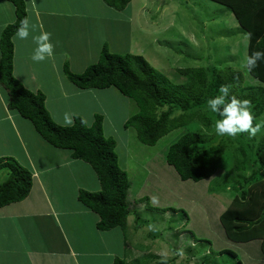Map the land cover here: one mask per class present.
<instances>
[{
    "label": "rangeland",
    "instance_id": "1",
    "mask_svg": "<svg viewBox=\"0 0 264 264\" xmlns=\"http://www.w3.org/2000/svg\"><path fill=\"white\" fill-rule=\"evenodd\" d=\"M30 4L42 9L73 11V19H69L72 23L61 25V30H66L73 40H79V37L83 39L82 45L89 52V61L82 64L81 53L75 51L70 57L64 51L75 70H83L93 62L91 60L96 59L99 44L107 34L113 53L139 54L173 83L185 81L176 72L178 68L206 66L221 61L241 71L245 85H259L245 67L246 33L236 25L227 8L210 0H131L121 11L107 6L103 0H27V19L33 28L35 17ZM59 20L66 21L64 18ZM7 21L9 10L6 12ZM103 22H106L105 25ZM28 39L30 41V36ZM27 40L24 44H27ZM19 45L21 41L16 38L18 48ZM31 47L35 49V43L28 45V49ZM77 54L78 59L72 63ZM62 105L71 118L78 115L87 125L95 114L103 115L104 135L113 137L116 142L118 164L127 173V197L132 205L128 218L131 226L123 234L126 238L123 248L127 264H156L159 260L169 261L165 264H237L238 259L242 264H264V256L257 242H232L225 237L219 223V215L234 195L229 189L235 182L231 166L220 167L211 178L199 182L180 180L174 169L165 162V153L182 130L171 132L155 146L140 144L134 131L123 127L124 122L137 112V107L133 100L114 87L84 90L81 95L69 98ZM54 108L52 104L49 113L56 122ZM1 112L0 107V116ZM262 122L264 108L257 118V123ZM263 133L264 128L255 136L260 137ZM77 162L88 171L77 168ZM75 164L64 165L71 173L53 178L55 197L60 199L61 204L64 203L63 210L70 209L72 212L83 208L75 198L77 187L92 192L100 190L91 168L80 160ZM23 167L28 170L26 166ZM60 170L66 171L60 167L55 171ZM7 172V169L0 170V182L6 179ZM53 192L49 193V198L54 203L56 198ZM44 211L43 208L41 214ZM135 214L140 220L145 219L146 225L134 229ZM51 228L45 223L37 229L36 234H50ZM30 233L31 230H28L27 234ZM109 234L113 235V231ZM18 247L15 240L12 249L0 246V264H18V251H15L20 250ZM134 249L137 250L136 256ZM220 249L233 251L237 259L228 254H218Z\"/></svg>",
    "mask_w": 264,
    "mask_h": 264
},
{
    "label": "trees",
    "instance_id": "2",
    "mask_svg": "<svg viewBox=\"0 0 264 264\" xmlns=\"http://www.w3.org/2000/svg\"><path fill=\"white\" fill-rule=\"evenodd\" d=\"M14 8L15 19L0 32V85L8 94V107L28 119L36 132L50 145L69 150L71 158L80 160L93 170L100 190L80 189L77 199L98 220L96 228L124 232L132 205L128 201L127 173L118 164L113 137L105 136L103 115L95 114L90 125L80 116H74L71 125L54 122L46 107L41 91L27 89L13 75V36L20 22L27 18L25 0H6ZM227 8L236 25L246 33V58L254 52H264V0H210ZM115 9L123 10L131 0H103ZM258 86L245 85L241 71L221 61L206 66L182 67L176 72L185 78L173 83L139 54L110 52L104 43L98 60L80 73L72 72L64 63L66 79L79 89H105L114 87L133 100L137 112L123 124L132 129L136 140L145 146H155L160 139L181 129V135L169 145L165 162L179 179L199 182L211 178L223 166H231L233 180L229 189L234 195L219 215L225 237L232 242L249 243L257 240L264 256V133L260 137L244 132L235 137L217 135L218 116L208 107V100L219 94V88H229L230 98L250 102L257 123L264 108V58L254 68L246 67ZM7 169L6 179L0 182V207L24 199L32 187L30 171L11 157L0 158V170ZM135 213V212H134ZM134 229L146 225V220L134 216ZM142 223V224H141ZM126 239V238H125ZM211 251V250H210ZM218 254L230 250L220 249ZM173 258V257H172ZM169 261L159 260L156 264ZM112 264H126L116 258ZM237 264H242L238 259Z\"/></svg>",
    "mask_w": 264,
    "mask_h": 264
},
{
    "label": "crops",
    "instance_id": "3",
    "mask_svg": "<svg viewBox=\"0 0 264 264\" xmlns=\"http://www.w3.org/2000/svg\"><path fill=\"white\" fill-rule=\"evenodd\" d=\"M25 4L27 12V0H25ZM29 8H32L33 17H35L34 27L30 29V41L29 37L28 40L19 39L21 46L19 45L20 48H18L16 35L12 38L14 45L13 75L27 89L34 92L41 91L45 95V107L48 113L53 104L56 123L64 125L66 124L63 122L64 115L67 112L62 104L75 95H81L84 90H97L79 89L70 83L62 72L64 63H68L72 72L80 73L86 66L98 60L99 52L104 43L108 44L109 50L112 52V42L109 43L108 35L105 34V40L102 39L103 42L101 40L99 50L96 52V59L91 60L93 62L87 64L83 70L78 68L75 70L68 55H64V51L66 50L70 57H73L75 51L81 53L79 56L82 58V64L86 60L89 61V52L82 45L83 39L79 37V40H73V37H70L66 30H61V25L67 26L70 22L69 19H73V11L71 9L66 11L52 10L51 8L42 9L33 6V4H30ZM7 10H9V21L7 22H11L14 20V8L10 2L0 0V20L3 21L0 23V32L7 23ZM61 18L66 19V21L59 20ZM105 23L103 22V25ZM44 31L51 33L50 39L55 46L54 54L42 62H33L31 56L34 49L32 47L28 49V45L34 44L33 36H38ZM26 40L27 44H24ZM73 47L76 49L74 50ZM76 57L72 63L78 59V54ZM8 99L6 90L0 85V107L2 109L0 116V158L11 157L26 166L31 172L32 187L28 195L21 201L0 207V246L12 249L13 241H18L20 246L18 249L20 250H15L18 251L16 253L20 258V260L18 258V264H112L116 258L125 259L123 248L125 238L121 228L116 227L107 231L99 230L96 228L98 220L96 213L83 204V208L79 207L77 212H72L70 209L63 210L64 203L61 204L60 199L55 197L53 192L54 176L71 173L64 168V165L76 166L77 164V168L87 172L86 167L78 162L75 164L77 160L71 158L70 151L56 148L47 143L36 132L28 119L23 118L16 110L8 107ZM73 119L74 116L72 122ZM92 122L93 120L90 124ZM30 152L33 155L30 156ZM58 167L66 171L60 170L58 173L55 171ZM95 178L99 184L97 177ZM80 189L83 188L77 187L75 189L76 199ZM50 192H53V196L56 198L54 203L49 198ZM77 201L79 202L78 199ZM43 208L45 211L44 214H41ZM45 223L50 228L53 226L50 234H36L37 229L42 228ZM129 226L131 225L127 223L126 229ZM28 230H31L30 234H27ZM111 231H113V235L109 234ZM254 241L257 242L259 249V242ZM136 255L137 250L134 249V256Z\"/></svg>",
    "mask_w": 264,
    "mask_h": 264
},
{
    "label": "clouds",
    "instance_id": "4",
    "mask_svg": "<svg viewBox=\"0 0 264 264\" xmlns=\"http://www.w3.org/2000/svg\"><path fill=\"white\" fill-rule=\"evenodd\" d=\"M31 25L29 20L25 18L20 22V26L16 30V37L25 40L30 35ZM51 33L44 31L32 39L36 44L31 59L33 62H42L46 58L54 54V44L51 42ZM264 58V52H254L246 58V67L252 69L256 66L257 61ZM219 94L208 100V107L218 116L215 123L217 135H228L235 137L241 133L247 132L250 136H255L264 128V122L256 123L253 126L255 116L253 114L250 102L248 100H240L234 96L230 98L229 88L221 86ZM65 123L72 122L71 115L65 113Z\"/></svg>",
    "mask_w": 264,
    "mask_h": 264
}]
</instances>
